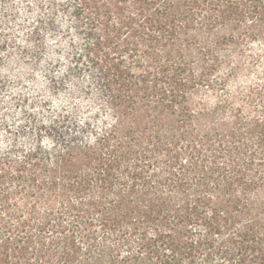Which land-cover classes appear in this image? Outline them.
<instances>
[{"label":"trees","instance_id":"trees-1","mask_svg":"<svg viewBox=\"0 0 264 264\" xmlns=\"http://www.w3.org/2000/svg\"><path fill=\"white\" fill-rule=\"evenodd\" d=\"M0 264H264V0L0 4Z\"/></svg>","mask_w":264,"mask_h":264},{"label":"rangeland","instance_id":"rangeland-1","mask_svg":"<svg viewBox=\"0 0 264 264\" xmlns=\"http://www.w3.org/2000/svg\"><path fill=\"white\" fill-rule=\"evenodd\" d=\"M11 2L12 0L4 1V2L0 0V4H11Z\"/></svg>","mask_w":264,"mask_h":264}]
</instances>
